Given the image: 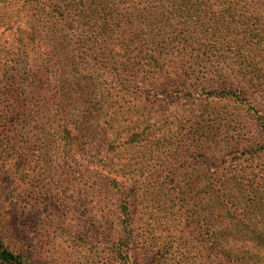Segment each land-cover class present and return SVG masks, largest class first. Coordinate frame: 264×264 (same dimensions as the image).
Masks as SVG:
<instances>
[{
	"label": "trees",
	"instance_id": "16d2710c",
	"mask_svg": "<svg viewBox=\"0 0 264 264\" xmlns=\"http://www.w3.org/2000/svg\"><path fill=\"white\" fill-rule=\"evenodd\" d=\"M34 171L38 211L115 193L116 264H264V0H0V173Z\"/></svg>",
	"mask_w": 264,
	"mask_h": 264
},
{
	"label": "rangeland",
	"instance_id": "374dc122",
	"mask_svg": "<svg viewBox=\"0 0 264 264\" xmlns=\"http://www.w3.org/2000/svg\"><path fill=\"white\" fill-rule=\"evenodd\" d=\"M82 162L89 169L93 168L86 160ZM32 174H35L33 178L13 179L14 176L0 173V228L12 239L9 242L31 252V257L42 264H116L109 252L111 242L117 240L114 239L117 237L116 227L109 219V212L116 209L115 193L108 192L107 189L99 191V180L94 175H89L80 180L73 191L67 192L69 196L66 195L65 206L61 205L56 212H52L50 207L44 211L41 205L42 209L38 211L31 206L30 198L36 196L35 190L40 183L35 180V171ZM86 180H89L90 185L95 183L94 190H88L84 183ZM55 185L53 184L61 192L60 183ZM53 194L57 193L53 191ZM146 212L144 220L148 217L147 221L152 223L149 209ZM147 227L149 226L143 222L137 225L136 238L130 242L132 258V254L141 256L149 248L147 232L158 231ZM169 232V235H163L168 236L167 239L172 241L171 246L175 250L177 233L172 227H169Z\"/></svg>",
	"mask_w": 264,
	"mask_h": 264
}]
</instances>
